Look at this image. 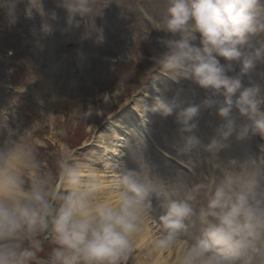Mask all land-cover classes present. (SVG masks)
I'll return each mask as SVG.
<instances>
[{"label":"clouds","instance_id":"clouds-1","mask_svg":"<svg viewBox=\"0 0 264 264\" xmlns=\"http://www.w3.org/2000/svg\"><path fill=\"white\" fill-rule=\"evenodd\" d=\"M21 4L25 18L33 19L35 10L46 18L43 31L52 32L48 21L57 13L46 11L43 0H0L9 28ZM94 4L59 0L70 27H79L77 17H91V30L101 13ZM95 30L102 41V30ZM153 30L167 34L150 57L155 68L209 95L196 105L177 91L156 97L151 110L175 117L183 165L193 172L207 164L210 174L169 187L145 161L117 168L62 144L45 155L9 126L0 130V264H125L149 224L159 231L155 251L174 253L175 264H264V160L247 153L220 156L233 137L243 142L264 136V70L257 71L264 69V0H167ZM254 73L261 83L242 87ZM212 108L222 122L205 142L195 134L196 118Z\"/></svg>","mask_w":264,"mask_h":264},{"label":"rangeland","instance_id":"rangeland-1","mask_svg":"<svg viewBox=\"0 0 264 264\" xmlns=\"http://www.w3.org/2000/svg\"><path fill=\"white\" fill-rule=\"evenodd\" d=\"M166 6L167 0H95L94 8L101 13L94 18L95 28L91 30V17L85 21L77 17L79 27H70L59 0H43L46 11L57 13L55 21H48L51 33L43 31L46 18L35 10L33 19L25 18L24 4L18 6L21 11L12 28L0 12V130L16 128L24 138L35 141L45 155L62 144L78 154L99 155L107 161L108 157L120 156L109 149L101 134L126 110L133 121L129 128H119L124 130L125 152L119 159L120 168H136L145 161L166 186L179 180L200 182L211 168L204 164L190 172L181 162L184 157L176 155L183 141L175 117L162 118L151 110L156 97L171 98L177 91L196 105L209 95L190 81L171 79L150 59L154 50H160L157 39L167 35L153 30ZM95 29L102 30V41ZM10 50L13 56H8ZM220 62L226 63L223 58ZM257 83L261 81L254 73L242 81V87ZM238 96L239 92L233 99ZM216 98L223 99L219 95ZM144 108L145 115L141 116ZM196 122L195 134L207 142L222 121L212 108L202 109ZM3 139L0 135V141ZM230 145L220 154L222 158L247 153L264 160V136L257 134L243 142L233 137ZM153 207L156 215L162 214L155 197ZM138 252L125 264H136Z\"/></svg>","mask_w":264,"mask_h":264},{"label":"bare ground","instance_id":"bare-ground-1","mask_svg":"<svg viewBox=\"0 0 264 264\" xmlns=\"http://www.w3.org/2000/svg\"><path fill=\"white\" fill-rule=\"evenodd\" d=\"M137 119L139 118L137 117ZM132 121L133 118L129 114V111H122V113H120L117 118L111 120V122L108 123L105 130L101 134L102 140L107 143L109 149L114 151L118 157L120 156V158H122L125 152L124 150H122V148L124 147V139L122 138L121 134V132H123L124 130H120L119 128H129ZM117 126L119 127L117 128ZM119 159L108 157L107 161L111 162L117 168H120V166L122 165ZM158 234L159 231L156 230V226H153L152 224H149L147 226L145 233L139 238L137 242L136 250H138L139 252L137 253L135 258L136 264H159L161 257H163V264H175L174 253L168 252L167 254H165L163 252L158 253L155 251L154 239ZM178 251L179 248L177 249V252Z\"/></svg>","mask_w":264,"mask_h":264}]
</instances>
